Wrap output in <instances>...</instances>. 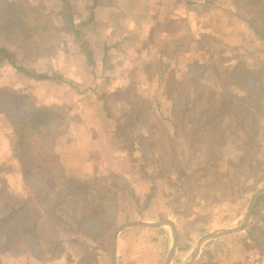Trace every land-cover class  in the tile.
Returning a JSON list of instances; mask_svg holds the SVG:
<instances>
[{
	"label": "rangeland",
	"instance_id": "374dc122",
	"mask_svg": "<svg viewBox=\"0 0 264 264\" xmlns=\"http://www.w3.org/2000/svg\"><path fill=\"white\" fill-rule=\"evenodd\" d=\"M136 1L143 0H97L95 4L93 0H68L71 5L68 13L59 0H29L42 12V20L29 30L31 34L29 43L22 44L21 42L17 45L15 44L16 38L7 36L0 29V46H5L13 52L17 65L34 73H46L52 76L62 74L65 78L71 79L73 84L59 83L52 79L38 80L16 69L7 60H3L0 63V88L9 87L29 91L40 104L71 105L73 108L71 115L75 117L71 126L80 122L83 115L90 110H102L107 117L104 106H107L115 117H123L124 110L130 113L135 111L142 113L144 104L142 101L146 99L157 105L154 107L161 112L165 127L172 132L169 110L171 101L164 89L166 77L171 71L189 72L190 77L196 83L201 86L211 85L217 91L220 82L216 77V64L232 63L238 55H242L246 64L251 67H259L264 62V38L251 29H249L251 37L243 36L247 45L242 49L222 44L218 36L212 37L211 33L206 34L207 31H204L203 33L209 36H200L199 42L203 44L204 49L202 50L207 51L208 57L203 56V53L199 57H194L191 55L194 50L191 39L197 31H200L198 25L196 30L188 19H180L168 26L169 34H162V29L166 25L161 23L155 24V29L150 28L148 31L149 28L144 29L146 26L143 23L145 14L148 12L144 10L141 3L136 7L135 3H138ZM91 9L92 19L88 25H83ZM121 13H124V16ZM107 15L109 17H106ZM67 16L74 21L80 35L83 36L84 43L92 51V67H89L86 62L81 42L75 39ZM131 19L136 20L140 36L138 30L132 32L129 30L130 24L133 23ZM108 21L113 27L109 25L106 29L104 26ZM107 118L110 121L109 127L116 138L122 134L129 141L133 139L135 146L139 147L142 153L145 152L147 139H143V136L139 134L141 128L138 127L142 125L143 118L137 123H125V126L118 128L119 121ZM257 128L261 131L259 137H264V119L257 123ZM13 138L14 132L9 121L3 113H0L1 194L8 192L15 195L22 190L21 164L11 148ZM176 142L179 150L178 166L185 165L186 157L190 153L193 155L192 166L206 165L204 147L200 141H193L191 145L185 144L187 147L184 146L183 139L180 137L176 138ZM221 150L220 159L214 166L207 170L200 168L197 171V175L201 177L197 181L194 195L184 194L180 200L172 203L183 216L188 212L192 213L194 207L197 210L196 213L198 212L197 216L204 223L200 226V232L203 233L239 225L249 202V199L244 201L245 193L242 185L251 188L257 185L252 193L264 187L263 157V161L253 165L252 170L247 172L245 177L242 173L241 178L238 182H234V188L231 190L228 173L227 176H224L225 173L222 172L217 174L216 168L220 164L221 168L227 167L230 172L232 165L238 163L241 153L232 142L225 143ZM165 153L167 158L172 156L170 151ZM126 158L128 166L133 167L134 164L139 166L142 162L140 152L137 151ZM163 163L156 164V168L167 169V159H164ZM131 178V182H137L143 187L144 184L139 179H135L134 175H131ZM171 178L174 179V174H171ZM244 179H249L246 184H243ZM158 184L176 193L163 172L159 174ZM1 194L0 211L1 202L5 197ZM120 197L121 195L119 196L118 227L128 221L146 220L143 214L140 216L130 214L126 217V214L129 215V201L125 197L121 200ZM191 202L193 205L190 204ZM253 217V222L249 218L244 230L227 234L215 239L214 242L205 244L196 264H219L221 258H218V252L222 251H225L224 254L228 256L251 246L264 248V205H261V208L257 207V212L253 214ZM108 232L109 227L107 226L104 231L90 230L74 237L60 234L56 246L61 252L51 261H48L51 256L49 258L45 256L48 245L43 238H40L37 247V255L40 259L38 257L37 259L42 262H53L64 256L60 264H69V258L74 261L72 264H82L83 260H86L88 264H110V249L109 253L106 251L108 250ZM82 243H85L87 248H82ZM7 249L6 246H2L0 254ZM12 251L16 252V250Z\"/></svg>",
	"mask_w": 264,
	"mask_h": 264
},
{
	"label": "trees",
	"instance_id": "16d2710c",
	"mask_svg": "<svg viewBox=\"0 0 264 264\" xmlns=\"http://www.w3.org/2000/svg\"><path fill=\"white\" fill-rule=\"evenodd\" d=\"M96 1L93 0V4ZM59 2L69 13L71 5L68 0ZM228 10L245 19L250 28L264 38V0H230ZM89 13L83 25L90 23L92 9ZM41 15L39 8L29 0H0V29L7 36L16 38L17 45L21 42L29 43V30L42 20ZM68 16L74 37L81 42L86 62L92 67V51ZM13 57L11 50L0 46V63L7 60L16 69L38 80L52 79L59 83L73 84L71 79L62 74L52 76L31 72L17 65ZM244 60L242 55H238L232 63L215 65V75L220 82L217 91L211 85L201 86L196 83L189 72L171 71L172 74L166 77L164 89L171 101L169 110L172 132L165 127L161 112L154 107L157 105L146 99L142 101V113L124 110L123 117H115L104 106L107 117L119 121L117 128L125 126V123H137L143 118L142 125L138 127L141 128L139 134L147 139L144 153L135 146L133 139L129 141L122 134L117 135L121 152L125 156L140 152L142 162L139 166L134 164L133 168H137L141 176L151 181V193L144 197L141 204L138 198L133 197V189L128 187L127 181L121 180L119 175H93L84 180L67 175L62 157L55 150V143L75 121L71 115V105L40 104L29 91L0 88V113L4 114L13 129L11 148L20 161L22 177V190L19 193H0L5 196L0 211V250L6 246L8 249L37 255L38 240L43 238L48 245L45 256H51L48 260L51 261L61 252L56 246L60 234L74 237L90 230L104 231L108 226L106 251L109 253L112 236L118 227L120 195L130 197L135 204V208H128L129 215L126 214V217L130 214L140 216L157 187L161 172L169 179L179 198L184 194L194 195L197 181L201 177L197 171L214 166L227 142L234 143L241 153L238 163H234L229 172V186L232 190L234 182L239 181L242 173L245 177L252 166L261 163L264 157V137H259L261 131L257 128V123L264 119V62L259 67H251ZM179 137L183 139L184 146L193 144V141L203 144L206 165L192 166V153L186 157L185 165H177L179 150L176 138ZM167 151L172 156L167 158ZM164 159H167L168 168L157 169L156 164L163 163ZM171 174H174V179ZM247 180L244 179L243 184ZM256 186L251 188L242 185L244 201L249 199ZM261 205H264V193L257 197L252 214ZM194 221L196 218L189 221L190 227ZM82 245V248H87L85 243ZM82 264L88 262L83 260Z\"/></svg>",
	"mask_w": 264,
	"mask_h": 264
},
{
	"label": "crops",
	"instance_id": "0c3cea01",
	"mask_svg": "<svg viewBox=\"0 0 264 264\" xmlns=\"http://www.w3.org/2000/svg\"><path fill=\"white\" fill-rule=\"evenodd\" d=\"M229 1L143 0L140 2L136 1L138 3L135 4L138 7L139 3H141L144 10L148 12L143 20L146 26L144 29L149 28L148 31L150 28L154 30L155 24L161 23L167 27L162 29V34H169L168 26L180 19H188L196 27V30L198 25L200 31H197V34L193 35V39H191L192 47L194 48L191 55L199 57L202 55L201 53H203V56L208 55L206 50H202L204 49L203 44L199 42L200 36H209L206 35L208 33H211L212 37L218 36L222 44L236 46L233 47L235 49H242V47L247 45L243 36L251 37L249 30L251 28L245 19L233 15L228 10ZM121 15L124 16V13H121ZM106 17L109 16L107 15ZM131 21L133 20L131 19ZM135 21L130 24L129 30L131 32L138 30L140 36V29L136 27ZM109 25L112 26L110 21L106 22L104 28L106 27L107 29ZM204 31H207V33L204 34ZM109 122L102 110H90V112L83 115L80 122L71 126L66 134L56 139V152L62 157L68 176L84 180L93 175H104L108 172L119 175L121 180L127 181L128 187L133 189V197L138 198L141 204L143 198L151 193V181L149 178L141 176L138 172L135 173L139 171L137 168L127 165V158L121 152V143L111 131ZM104 124L106 125L104 126ZM216 169L217 174L222 172L225 173L224 176H227V173L229 176L227 167L221 168L219 164ZM131 175H134L135 179H139L144 184L143 187L139 186L137 182H131ZM159 185L157 179V187L154 188L147 206L143 208L142 214L146 220H169L174 225L177 241L171 259L167 262L172 242V230L169 226H136L130 227V229L127 228L118 235L115 252L116 264H166V262L167 264H186L191 252L197 245V240L205 233L210 232H200V226L204 223L197 216L198 212L196 213L197 210L194 207L192 213L188 212L187 215H181L179 209L172 204L180 199L178 195L172 193L168 187ZM144 188L147 190H142ZM123 196L129 201L128 208H135L132 199L128 196ZM124 197L121 195L120 199L123 200ZM258 207L261 208V206ZM195 218L196 221L192 223L194 226L191 225L190 227L189 221H193ZM253 218L252 214L250 221ZM183 220L186 221L184 222ZM217 238L211 239L212 241H205L201 245L192 264L197 263L199 255L203 252L204 245L214 242ZM244 251L229 254L228 256L224 254L225 251L218 252V258H221L219 264H229L234 260L240 259ZM63 257H59L53 262H42L31 252H14L7 249L0 254V264H56L57 262L60 264L64 259ZM73 262L72 258H69L68 263L72 264Z\"/></svg>",
	"mask_w": 264,
	"mask_h": 264
},
{
	"label": "water",
	"instance_id": "95a60500",
	"mask_svg": "<svg viewBox=\"0 0 264 264\" xmlns=\"http://www.w3.org/2000/svg\"><path fill=\"white\" fill-rule=\"evenodd\" d=\"M262 193H264V187L258 188L257 190H255L251 194L250 200L248 202V206H247L246 211L244 212V215H243V219L239 223V225H237L235 227H230V228H221V229H218L215 231H210V232L202 235L197 240V245H196L195 249L191 252V255H190L188 261L186 262V264H192V262L194 261V259L196 257V254H198V252L200 250L201 245L205 241L217 238V237L222 236V235H226V234H230V233H236V232L244 230L246 227V224H247V222L251 216V213L253 211V207H254L256 198ZM163 225L169 226L170 229L172 230V242L170 245L169 255L167 258V262H169V260L171 259L172 255L174 253V250L176 247V241H177L176 230H175V227L172 224V222L169 220H163V221H159V220H132V221H128V222L121 224L114 231V234H113L111 242H110V264H116V258H115L116 241H117L118 235L123 230L130 228V227H136V226L157 227V226H163ZM167 262H166V264H167Z\"/></svg>",
	"mask_w": 264,
	"mask_h": 264
},
{
	"label": "built area",
	"instance_id": "2783aa9c",
	"mask_svg": "<svg viewBox=\"0 0 264 264\" xmlns=\"http://www.w3.org/2000/svg\"><path fill=\"white\" fill-rule=\"evenodd\" d=\"M229 264H264V248L248 247L240 259Z\"/></svg>",
	"mask_w": 264,
	"mask_h": 264
}]
</instances>
